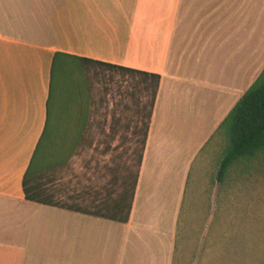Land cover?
<instances>
[{
	"label": "crops",
	"instance_id": "1",
	"mask_svg": "<svg viewBox=\"0 0 264 264\" xmlns=\"http://www.w3.org/2000/svg\"><path fill=\"white\" fill-rule=\"evenodd\" d=\"M90 61L161 76L125 224L24 193L56 146L133 131ZM263 70L264 0H0V264H173L193 165Z\"/></svg>",
	"mask_w": 264,
	"mask_h": 264
},
{
	"label": "rangeland",
	"instance_id": "2",
	"mask_svg": "<svg viewBox=\"0 0 264 264\" xmlns=\"http://www.w3.org/2000/svg\"><path fill=\"white\" fill-rule=\"evenodd\" d=\"M94 72V71H93ZM93 75L95 104L103 107L106 94L117 97L124 113L133 108V131L141 127L139 103L140 80L129 74H107L96 70ZM59 107L52 117L59 115ZM130 110V111H128ZM131 129L118 132V146L78 149L76 158L57 173L39 183L55 192L60 203L93 208L109 192L121 191L114 185L115 176L136 171L132 150L136 140ZM91 140L104 139L98 133ZM222 140L215 138L203 149L191 170L181 213L173 264H264V179L234 175L222 186L218 181ZM120 190V191H119ZM74 198V201H69ZM111 198H113L111 196Z\"/></svg>",
	"mask_w": 264,
	"mask_h": 264
},
{
	"label": "trees",
	"instance_id": "3",
	"mask_svg": "<svg viewBox=\"0 0 264 264\" xmlns=\"http://www.w3.org/2000/svg\"><path fill=\"white\" fill-rule=\"evenodd\" d=\"M90 62L93 66L117 70L123 74L138 77L140 80L139 95L142 100H146V103H139L141 127L132 132L134 137L139 136L135 142L136 147L132 150V159L135 156L137 159L136 171L127 173L124 177L115 176L114 185H118L121 191L119 190V193L117 190L109 192L107 198L99 201L94 209L60 203L56 200L55 192L46 189L39 182L45 176L49 180L59 168L67 166L77 150L76 147L61 145L52 149V157L46 161L41 175L34 178V184H32V177L25 176L24 193L27 201L125 224L130 218L161 76ZM81 134L76 133L75 138H79ZM57 138L60 139V136ZM215 138L222 140L217 177V181L222 186L229 183L234 175L252 178L258 176L264 179V70L219 126L212 140Z\"/></svg>",
	"mask_w": 264,
	"mask_h": 264
}]
</instances>
